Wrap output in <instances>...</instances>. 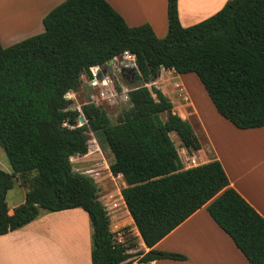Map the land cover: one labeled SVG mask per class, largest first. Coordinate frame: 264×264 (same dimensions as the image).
Segmentation results:
<instances>
[{
    "label": "trees",
    "instance_id": "obj_1",
    "mask_svg": "<svg viewBox=\"0 0 264 264\" xmlns=\"http://www.w3.org/2000/svg\"><path fill=\"white\" fill-rule=\"evenodd\" d=\"M166 1L163 38L148 24L127 26L105 0H65L43 17V32L0 44V147L12 169L0 171V235L35 220L39 208H79L92 229L91 264L183 261L153 247L206 206L245 259L264 264V218L230 186L217 159L183 168L171 134L187 151L201 144L164 94L148 87L161 70L194 74L221 118L239 130L264 127V0H229L187 28L177 0ZM125 52L136 71L127 84L129 109L117 123L90 103L68 110L65 96L80 77ZM90 133L113 156L108 170L123 178L120 195L147 253L136 250L134 238L117 242L95 182L72 171L70 159L87 153ZM16 177L26 193L9 214L5 197Z\"/></svg>",
    "mask_w": 264,
    "mask_h": 264
},
{
    "label": "crops",
    "instance_id": "obj_2",
    "mask_svg": "<svg viewBox=\"0 0 264 264\" xmlns=\"http://www.w3.org/2000/svg\"><path fill=\"white\" fill-rule=\"evenodd\" d=\"M13 1L9 3L10 6L13 4L12 10H10L14 16V19L11 20L13 25L6 24L5 20L0 18L1 45L3 40L5 42L8 40L7 34L13 31H34L30 34L31 36L43 32V17L65 0ZM105 1L123 18L127 26L137 27L148 24L157 38H163L166 35V0ZM227 1L229 0H177L179 23L183 28L198 24L216 14ZM14 7L16 8L13 9ZM132 7L135 12L131 9ZM164 71L161 70V73ZM198 118L200 131L211 150V159L215 158L221 163L230 186L264 218V150L258 151L256 158L252 152L246 151L247 156L243 158L246 162L243 165L241 161L228 159L223 148V144L228 139L232 140L234 135L240 140L242 136L250 140L252 138L250 135L264 132V127L239 130L229 122L226 121L227 124L224 125L221 121L217 127L214 126L209 131L199 113ZM202 151L204 153L201 145V149L197 152ZM209 160L206 156L202 164ZM7 208L8 213L12 214L14 208L9 207L8 204ZM121 210L124 211L128 223L133 225L126 207L124 206ZM79 211V208H76L40 213L35 220L25 226L0 235V264H91L90 238L92 229L87 214H84L85 212L79 214L81 213ZM78 215H81L79 221ZM72 220L75 223L70 225ZM70 226H74L76 229H71ZM59 227L66 230L65 235L59 234ZM133 229L136 233L133 232L138 251L147 253L149 249L143 245L134 225L131 230ZM125 240H127L125 236L119 238L121 242ZM153 249L180 254L185 257V260L158 259L148 263H139L135 260L132 264H250L235 247L230 237L211 219L206 211V206L188 217L160 240ZM128 252L131 253L134 250Z\"/></svg>",
    "mask_w": 264,
    "mask_h": 264
},
{
    "label": "rangeland",
    "instance_id": "obj_3",
    "mask_svg": "<svg viewBox=\"0 0 264 264\" xmlns=\"http://www.w3.org/2000/svg\"><path fill=\"white\" fill-rule=\"evenodd\" d=\"M12 1L0 0V8H5V11L12 10L11 8L13 7V4L11 6L9 5ZM15 8L16 7L13 9ZM7 24L11 25L12 21H8ZM32 32L31 30L13 31L11 32L13 34L7 32L9 33L7 34L8 40L6 42L3 40L2 47H8L26 39L27 37L29 38ZM10 35H12L11 38ZM131 64L132 63L129 62V60L124 58V56H121L106 63L102 67L91 68V77L86 74L82 75L78 81V89L75 92H69L66 94L65 98L69 100L67 109L79 111L82 104H88L93 101L104 109L111 124L117 123L118 118L121 117L130 106L129 101L126 98L128 90L127 84L133 83L132 75L136 71V68L132 67ZM104 81L107 85H104ZM150 86L155 87L164 94V96L171 102L173 112L191 125L202 145L204 153L203 151H187L180 145L179 139L174 134H171V139L178 151L183 168L202 164L205 161L206 156L211 159V150L200 131L198 113L205 122L206 128H209V131L212 130L214 126L217 127L218 123L221 121L224 125L227 124V122L217 115L197 77L194 74L178 75L173 71L168 72L165 70L160 74L159 78H157L151 85H148V87ZM100 93H104V95L100 96ZM250 136H252L250 140L244 136H242L240 140L234 135L232 140L228 139L229 142L226 141V143L223 144L225 151L224 154L228 159L231 161H241L244 165L246 161L243 158L247 156L246 151L252 152L256 158L258 151L264 150V132L254 133ZM87 138V153L84 156L73 157L71 160L72 171L75 173H81L93 179L97 186L101 203L121 204L122 199H119L121 198L120 191L125 187V184L120 175L113 176L108 170V166L113 160L112 154L109 150L101 148L91 133L87 135ZM0 171L8 174L12 173L7 157L1 147ZM28 178H26L27 185L30 184V179L28 180ZM20 183H23V180L20 177H16L12 189L6 193L5 199L9 207L15 208L24 201V193H26V189L21 187ZM108 197H111V199ZM79 210V212H81L79 214L84 212L81 209ZM45 212L46 211L39 208L38 214H44ZM80 216L81 215H78V221L81 220ZM109 220L111 230H117L120 228L126 239L134 238L135 240V231L134 229L131 230L133 225H130L128 220L125 219L124 211H119L117 215L111 214ZM72 223L74 224L75 221L72 220L69 224L71 225ZM70 228L76 229L74 226H70ZM65 231L64 228L59 227V234L62 233L65 235ZM136 250L138 251V245ZM136 250H134V252ZM134 252H131V254Z\"/></svg>",
    "mask_w": 264,
    "mask_h": 264
},
{
    "label": "built area",
    "instance_id": "obj_4",
    "mask_svg": "<svg viewBox=\"0 0 264 264\" xmlns=\"http://www.w3.org/2000/svg\"><path fill=\"white\" fill-rule=\"evenodd\" d=\"M123 56H124V58H126L127 60H129V62H131L132 64V67H135V64H134V56L133 55H131V54H129V53H127V52H125L124 54H123ZM110 82V81H109ZM104 83V85H107V83L104 81L103 82ZM104 95V93H100V96H103ZM126 98L128 99V97H127V93H126ZM90 104H93V105H95V106H98V104L97 103H94L93 101H91L90 102ZM193 167V166H192ZM190 168V167H189ZM79 174H81V173H79ZM91 178V177H90ZM121 197V196H120ZM109 199H111V197H108ZM119 199H122V198H119ZM109 202V201H108ZM102 206L104 207V209H105V211H106V214H107V217L110 219V215L111 214H113V215H117V213L119 212V211H122L121 210V208H123L125 205H124V202L121 200V204H119V203H112V204H107V203H102ZM110 231L112 232V233H114L115 234V239L117 240V242L118 243H123L124 241H119V238H121V236H125L122 232H121V230H120V228L119 229H117V230H115V231H113V230H111L110 229Z\"/></svg>",
    "mask_w": 264,
    "mask_h": 264
},
{
    "label": "bare ground",
    "instance_id": "obj_5",
    "mask_svg": "<svg viewBox=\"0 0 264 264\" xmlns=\"http://www.w3.org/2000/svg\"><path fill=\"white\" fill-rule=\"evenodd\" d=\"M131 9L135 12L133 7ZM0 18L2 20H5V23L7 24L8 21L14 19V16L11 13V11L10 12L9 11H5V8H2V9L0 8Z\"/></svg>",
    "mask_w": 264,
    "mask_h": 264
},
{
    "label": "water",
    "instance_id": "obj_6",
    "mask_svg": "<svg viewBox=\"0 0 264 264\" xmlns=\"http://www.w3.org/2000/svg\"><path fill=\"white\" fill-rule=\"evenodd\" d=\"M133 76H134V73L132 75V80H133ZM78 122H79V126L85 124V120H84V118L82 116L78 117Z\"/></svg>",
    "mask_w": 264,
    "mask_h": 264
}]
</instances>
